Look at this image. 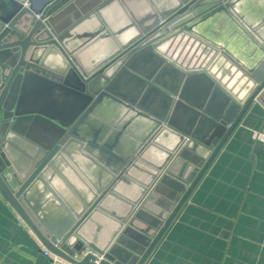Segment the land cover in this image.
I'll return each mask as SVG.
<instances>
[{
    "label": "water",
    "instance_id": "95a60500",
    "mask_svg": "<svg viewBox=\"0 0 264 264\" xmlns=\"http://www.w3.org/2000/svg\"><path fill=\"white\" fill-rule=\"evenodd\" d=\"M162 1L114 29L105 9L119 0H0V194L68 259L87 245L99 264H146L247 111L264 106V0L255 13L251 0ZM218 17L255 44L252 60L206 34ZM98 40L105 53L83 59ZM38 87L73 94L76 114L38 112ZM105 99L149 123L117 158L83 129Z\"/></svg>",
    "mask_w": 264,
    "mask_h": 264
},
{
    "label": "crops",
    "instance_id": "0c3cea01",
    "mask_svg": "<svg viewBox=\"0 0 264 264\" xmlns=\"http://www.w3.org/2000/svg\"><path fill=\"white\" fill-rule=\"evenodd\" d=\"M160 1L119 0L106 7L105 17L115 29L124 22L123 12L135 20L133 13L154 10ZM246 6L249 12H256L252 0ZM204 28L207 35L245 61L258 52L236 25L222 17L208 21ZM107 49V40H98L91 43L83 59L94 60ZM30 96L38 112L55 120L76 114L74 96L69 92L38 87ZM147 124L130 109L105 99L88 116L83 129L95 144L94 151L117 158L139 140ZM50 129L39 123L35 135L44 139ZM255 131L264 133V106L259 103L247 111L146 264H264V142L255 140ZM257 144L261 146L255 152ZM0 264H50L1 194Z\"/></svg>",
    "mask_w": 264,
    "mask_h": 264
},
{
    "label": "built area",
    "instance_id": "2783aa9c",
    "mask_svg": "<svg viewBox=\"0 0 264 264\" xmlns=\"http://www.w3.org/2000/svg\"><path fill=\"white\" fill-rule=\"evenodd\" d=\"M254 137H255V140L264 142V139H262V137H264V133L255 131ZM18 216H19V219L24 223L28 232L30 233L35 246L41 252V254L49 260L50 264H82V262L90 255L94 257L95 264H99L100 261L103 259V255H99L87 245L83 246L80 250L74 251L73 254H70L69 259L52 251L45 245V243L33 231V229L21 218V216L20 215ZM62 243H63V240L61 238H56L54 242V246L57 248H60Z\"/></svg>",
    "mask_w": 264,
    "mask_h": 264
},
{
    "label": "clouds",
    "instance_id": "9594fccd",
    "mask_svg": "<svg viewBox=\"0 0 264 264\" xmlns=\"http://www.w3.org/2000/svg\"><path fill=\"white\" fill-rule=\"evenodd\" d=\"M255 138V137H254ZM262 139H264V137H262Z\"/></svg>",
    "mask_w": 264,
    "mask_h": 264
}]
</instances>
